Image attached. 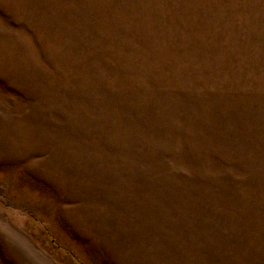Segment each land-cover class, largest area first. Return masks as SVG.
I'll return each instance as SVG.
<instances>
[{"label":"rangeland","instance_id":"rangeland-1","mask_svg":"<svg viewBox=\"0 0 264 264\" xmlns=\"http://www.w3.org/2000/svg\"><path fill=\"white\" fill-rule=\"evenodd\" d=\"M0 264H264V0H0Z\"/></svg>","mask_w":264,"mask_h":264}]
</instances>
